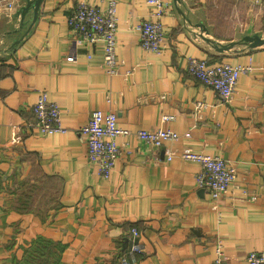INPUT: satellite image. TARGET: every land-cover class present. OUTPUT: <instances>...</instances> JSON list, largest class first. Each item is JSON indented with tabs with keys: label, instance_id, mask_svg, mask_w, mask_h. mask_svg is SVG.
Masks as SVG:
<instances>
[{
	"label": "crops",
	"instance_id": "crops-1",
	"mask_svg": "<svg viewBox=\"0 0 264 264\" xmlns=\"http://www.w3.org/2000/svg\"><path fill=\"white\" fill-rule=\"evenodd\" d=\"M27 1L9 10L0 0V264H120L132 227L145 247L133 264H211L218 248L227 264H249L264 248V45L242 40L264 39V0H164L161 55L140 46L146 0H118L114 76L102 44L78 43L67 21L81 2L105 9V0H43L35 22L32 8L19 15ZM190 58L251 69L221 105L188 72ZM43 92L62 109L66 132L27 128ZM197 102L208 106L197 112ZM110 109L122 130L164 128L181 138L158 148L118 137L122 153L102 179L78 129ZM164 114L175 121L163 123ZM175 146L236 165L219 202L198 184V163L168 161Z\"/></svg>",
	"mask_w": 264,
	"mask_h": 264
},
{
	"label": "built area",
	"instance_id": "built-area-1",
	"mask_svg": "<svg viewBox=\"0 0 264 264\" xmlns=\"http://www.w3.org/2000/svg\"><path fill=\"white\" fill-rule=\"evenodd\" d=\"M7 8L12 10L13 0H4ZM106 8L97 4L80 3L68 18V25L78 36L77 42L89 45L102 44L103 66L107 72L114 76L119 74L118 43V0H105ZM151 7L148 19L142 20L136 29L140 33V46L146 53L161 55L165 48L166 32L163 18L166 15L164 0H146ZM92 56L89 55V58ZM251 67L233 66L228 63H211L206 59L190 58L188 72L203 85L211 88L221 105L231 103L239 78L249 72ZM206 103L197 102V112L207 108ZM33 112L37 119L27 128L33 134L51 135L64 133L67 128L62 124V109L49 99L48 93L40 94L38 101L33 106ZM118 114L110 109L105 112L97 110L93 112L89 120L80 126L78 132L86 136L87 155L89 162L98 168L102 179H109L116 166L117 159L121 155V147L117 138L134 135L144 142L158 148L166 143L174 144L181 136L169 129L159 128L156 130H139L129 132L122 130L117 124ZM175 115L164 114L162 121L174 122ZM168 161L181 160L198 163L201 171L197 175L198 184L206 187L213 200H219L229 191L237 178V167L230 160L221 156L208 155L196 152L189 148L173 147L167 157ZM217 208V207H215ZM127 248L120 259V264L136 263L138 257L145 252L144 245L140 242L141 232L132 227L128 234ZM249 264H264V248L260 251L251 252L248 255ZM228 257L221 248L216 250L215 261L211 264H227Z\"/></svg>",
	"mask_w": 264,
	"mask_h": 264
},
{
	"label": "water",
	"instance_id": "water-1",
	"mask_svg": "<svg viewBox=\"0 0 264 264\" xmlns=\"http://www.w3.org/2000/svg\"><path fill=\"white\" fill-rule=\"evenodd\" d=\"M43 0H28L27 5L19 10V15L24 16L31 10V8L34 11V22L38 18L40 6ZM181 0H175L176 3H179ZM244 44H247L250 46V48H256L259 46L264 45V39L260 35H253V36H245L242 40ZM231 46V45H230ZM229 46H223L220 51H224V49H228Z\"/></svg>",
	"mask_w": 264,
	"mask_h": 264
},
{
	"label": "trees",
	"instance_id": "trees-1",
	"mask_svg": "<svg viewBox=\"0 0 264 264\" xmlns=\"http://www.w3.org/2000/svg\"><path fill=\"white\" fill-rule=\"evenodd\" d=\"M27 263H28V264H31V262H30V261H29V262H27ZM27 263H26V264H27ZM33 263H34V262H32V264H33Z\"/></svg>",
	"mask_w": 264,
	"mask_h": 264
}]
</instances>
